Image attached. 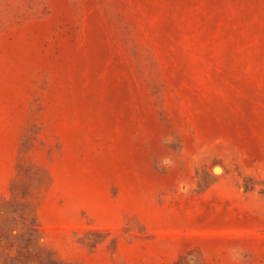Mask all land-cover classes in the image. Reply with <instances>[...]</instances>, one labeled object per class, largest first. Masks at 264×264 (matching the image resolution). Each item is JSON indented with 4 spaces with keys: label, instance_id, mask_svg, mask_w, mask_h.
Listing matches in <instances>:
<instances>
[{
    "label": "rangeland",
    "instance_id": "374dc122",
    "mask_svg": "<svg viewBox=\"0 0 264 264\" xmlns=\"http://www.w3.org/2000/svg\"><path fill=\"white\" fill-rule=\"evenodd\" d=\"M0 264H264V0H0Z\"/></svg>",
    "mask_w": 264,
    "mask_h": 264
}]
</instances>
